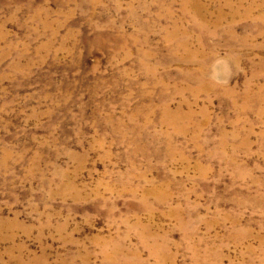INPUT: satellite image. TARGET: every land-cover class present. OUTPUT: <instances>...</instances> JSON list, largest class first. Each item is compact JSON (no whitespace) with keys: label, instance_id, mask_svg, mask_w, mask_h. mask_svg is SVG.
<instances>
[{"label":"rangeland","instance_id":"374dc122","mask_svg":"<svg viewBox=\"0 0 264 264\" xmlns=\"http://www.w3.org/2000/svg\"><path fill=\"white\" fill-rule=\"evenodd\" d=\"M0 264H264V0H0Z\"/></svg>","mask_w":264,"mask_h":264},{"label":"bare ground","instance_id":"6f19581e","mask_svg":"<svg viewBox=\"0 0 264 264\" xmlns=\"http://www.w3.org/2000/svg\"><path fill=\"white\" fill-rule=\"evenodd\" d=\"M117 257V256H116Z\"/></svg>","mask_w":264,"mask_h":264}]
</instances>
